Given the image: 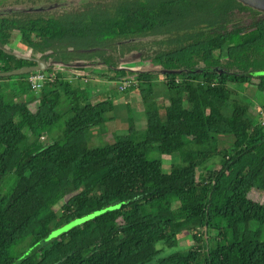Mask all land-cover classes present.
Segmentation results:
<instances>
[{
  "label": "trees",
  "instance_id": "16d2710c",
  "mask_svg": "<svg viewBox=\"0 0 264 264\" xmlns=\"http://www.w3.org/2000/svg\"><path fill=\"white\" fill-rule=\"evenodd\" d=\"M17 5L0 12V71L41 59L46 79L37 95L27 84L30 97L22 100L23 78L33 71L2 76L17 77L19 88H0V264H264V236L257 234L264 204L249 197L252 189L264 193V125L249 117L248 103L239 108L231 86L253 83L256 95L264 94V74L255 73L264 70V10L240 0ZM9 32L19 34L23 52L13 50ZM133 61L151 66L137 69ZM75 63L108 82L130 80L144 128L131 117L118 125L112 97L94 100L88 86L74 88L62 68ZM160 73L167 100L155 95ZM259 103L264 108V99ZM93 128L111 135L106 145L92 143ZM217 137L231 144L220 151ZM154 152L176 153L180 162L163 172ZM59 166H66L61 177ZM71 191L53 229L121 205L49 240L46 234L19 258ZM195 220L191 245L163 254L157 243L175 246L179 228Z\"/></svg>",
  "mask_w": 264,
  "mask_h": 264
},
{
  "label": "rangeland",
  "instance_id": "374dc122",
  "mask_svg": "<svg viewBox=\"0 0 264 264\" xmlns=\"http://www.w3.org/2000/svg\"><path fill=\"white\" fill-rule=\"evenodd\" d=\"M24 1V0H3V4L6 5L5 7L0 9V12H8L12 10H16L18 6L17 5L19 2ZM17 2V3H14ZM13 5L12 7L10 6ZM10 34V32H9ZM11 42L10 45L12 46L14 51L17 52H23L24 47L19 44V34L16 32H12L10 34ZM149 61L143 62L144 65H148ZM133 65V62L131 63ZM65 67H70V69L79 71L78 69H81L82 67L85 66H80L79 64H71V65H63ZM67 71V70H65ZM89 76L88 78H85L82 75V72L80 71L79 73L81 74L80 78H75L71 83L73 84L72 86L74 88H77L79 86H84L86 83L84 80L88 79L87 84H90V86L96 85L93 87L95 90V95L93 97L94 100H98L100 98L104 97H112L114 99V105H115V110L117 115L119 116L117 120L118 125L125 126L126 121L128 117H131L135 121L136 128L139 130H142L144 128V120H145V114L144 111L141 107L140 104V97L137 93L136 90L134 89H127L125 88L124 90H120L118 87L117 82H108L105 79H100L98 77H94L93 75L91 76V72L88 69ZM86 72V73H87ZM78 73V72H77ZM164 74L160 73V76H158L156 79L153 80L154 83V90H155V95L163 97L165 100H167V96L165 91H163L164 87ZM85 82V83H84ZM235 90H236V95H234L232 98L240 100V103H238L239 108L245 109V107L242 105L245 102L250 105L248 107V115L253 119L255 122H259L262 125H264V108L260 105L259 99H264V94H261V97L259 98L256 95V90H255V85L253 83H248V84H232L231 85ZM128 87V86H127ZM92 88V87H91ZM113 88L116 89L115 92H112ZM247 109V108H246ZM18 119V123H19ZM93 130V129H91ZM57 131V127H54L48 132V135H54L55 132ZM92 139V143L96 145H106L107 142L111 139V135H101L99 131L95 128L93 131H88L87 133ZM48 141V140H47ZM232 138L231 137H217L216 142H217V148L218 150L222 151L226 148L229 147L231 144ZM102 152L104 154H109V149H103ZM154 159H158L162 162V170L163 172H168L170 169V165L172 163H178L180 162V157L178 154L174 153L171 155H161L159 153H151L150 155ZM218 164L210 165V168H218ZM57 174L59 177H61L65 172H66V166H59L57 169ZM198 171V169H197ZM77 184V182H76ZM75 191H71L68 194H66L55 206H54V219L51 222L50 226L48 228H41L37 235L36 238L39 239L40 243L42 242V239L45 237L46 234L49 233L50 230H53V226L58 224L61 221L62 215L66 212L67 206L69 204V201L73 197ZM249 197L252 199H255L256 201L264 204V193L261 191H258L257 189H252L249 192ZM225 222H220V225L224 224ZM187 226L186 228L180 227L178 232H177V242L176 245L173 247H168L164 246L162 247V244L159 242L157 243V247L163 248V254H169L173 253L176 251H185L192 243V239L190 237V229L193 225H196L197 222H186ZM188 227V228H187ZM259 236H264V229L262 232L257 233ZM48 240V239H47ZM29 248V247H28ZM27 246L24 245L21 247V250L24 252L27 249ZM19 250V251H21ZM22 252V253H23Z\"/></svg>",
  "mask_w": 264,
  "mask_h": 264
},
{
  "label": "water",
  "instance_id": "95a60500",
  "mask_svg": "<svg viewBox=\"0 0 264 264\" xmlns=\"http://www.w3.org/2000/svg\"><path fill=\"white\" fill-rule=\"evenodd\" d=\"M242 3L247 4L251 7L257 8V9H262L264 10V0H240ZM36 63L35 64H31V65H24L18 68H14L11 70H7V71H0V77L2 76H10V75H17V74H22V73H29L31 71H37V70H42L45 68L46 63L45 61L41 60V59H36L35 60ZM256 74H264V70L261 71H256ZM121 205V203H117V204H113L111 206L105 207V208H101V209H97V210H93L91 212H89L88 214L82 216V217H77L73 220H70L58 227H56L55 229L51 230L49 232V234L46 237V240L51 239L55 236H57L58 234L67 231L69 228H71L72 226L85 222L86 220H88L89 218H92L102 212H105L106 209H114L117 208ZM40 246V241H37L34 245L30 246L26 251H24L19 258H24L26 256H29L31 253L35 252Z\"/></svg>",
  "mask_w": 264,
  "mask_h": 264
},
{
  "label": "crops",
  "instance_id": "0c3cea01",
  "mask_svg": "<svg viewBox=\"0 0 264 264\" xmlns=\"http://www.w3.org/2000/svg\"><path fill=\"white\" fill-rule=\"evenodd\" d=\"M143 62H145V61H141L140 63H136V62L133 61L132 67H135L137 69H146L147 67L149 68L151 66V62L150 61H149L148 65H144ZM62 69H63L62 71H63V75H64L63 77L66 78L70 82L73 81V79H75V78H80V76H81V74L79 73L80 71L82 72L83 76L88 71V68H86V67H82L81 69H78L79 71H76V70L72 71L70 69V67H63ZM65 70H67V71H65ZM158 76H160V74L157 75L154 79H156ZM18 81H19V79L17 77H10V78H8V77H0V88H1V91H8V90L16 91L19 88L18 87ZM84 81L86 82V83L84 82L85 83L84 86H88L91 90H93L95 92L93 87L96 86V85L90 86V84H87L88 79H85ZM20 90H21V92L19 93V95L17 97L18 99L26 100V99H28L30 97V91L28 92V90L26 89V84L24 82L22 83V89H20ZM158 97L160 98L161 96H158ZM94 129L95 128H93V130ZM93 130H90V131H93ZM97 130H98V128H97ZM45 139H46V141L47 140H51V136H49L46 133L45 134Z\"/></svg>",
  "mask_w": 264,
  "mask_h": 264
},
{
  "label": "built area",
  "instance_id": "2783aa9c",
  "mask_svg": "<svg viewBox=\"0 0 264 264\" xmlns=\"http://www.w3.org/2000/svg\"><path fill=\"white\" fill-rule=\"evenodd\" d=\"M45 79H46V75L43 73V71L37 70V71H33L30 74H28L27 76H25L23 78V81L26 85L29 84L32 91H33V94L37 95L38 89L41 86V84L43 83V81H45ZM129 84H130V80H124L122 82H119L118 87L122 91L125 88H127V86H129ZM40 139L44 140V136L42 135L40 137ZM45 141H46V139H45Z\"/></svg>",
  "mask_w": 264,
  "mask_h": 264
}]
</instances>
